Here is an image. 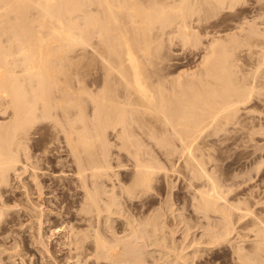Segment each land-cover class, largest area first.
I'll return each instance as SVG.
<instances>
[{
    "label": "bare ground",
    "instance_id": "obj_1",
    "mask_svg": "<svg viewBox=\"0 0 264 264\" xmlns=\"http://www.w3.org/2000/svg\"><path fill=\"white\" fill-rule=\"evenodd\" d=\"M167 1L168 3L165 0H154L153 3L152 0L151 3L150 0V4L146 3L145 0H0V112L7 114L6 120L3 117L4 121L0 120V220L4 215L7 216L10 213L11 207L8 208V206L10 201L13 202L12 199L16 198L12 196V191L9 193L10 195H5L7 191L5 187L13 181V174L21 177L26 173L28 174L27 177H32V181H22L24 182V189H26L25 195L26 193L31 195V192L38 193L36 201H40L43 197L42 195H44L43 193L49 192L45 191L50 187L47 184L48 182L46 183L45 181L49 176V172L42 167L44 165L43 160L49 159L50 161L53 159L50 153L54 148L59 149V146L50 148L49 144L52 139H45L44 137L46 136H44L45 132L43 134V130L52 128V131H55V134H53L54 131H50L52 135H56L57 140H59L58 138L62 139L60 140L64 143L63 146L71 155L70 165L75 168L76 179L84 189V191L82 190L84 198L81 199L82 201L79 203V206L80 204L81 206L77 211L67 210L64 213H58L60 218L63 217V224H65L64 227L66 228L60 245L62 244L69 250L67 260L73 259L69 264H104V262L108 264H157L161 260V264H176L180 259L184 260L185 258L186 260V255L189 253H186L184 249L186 254L183 253L184 255H181L179 251V249L183 250V247L185 248L184 245L180 248L178 247L179 245L176 246L177 243L175 245L169 241V244L167 242L168 236H165L167 234L164 233L165 235H159V237L156 234L159 233L156 232L157 230L166 227V225L163 226L164 224L160 223L159 219L161 217L159 213L150 214L152 210L150 212L147 210L150 215L146 213L148 216H146L147 218L144 216L145 220L134 218V213H131L132 215L128 213V217L126 216L124 221L121 220L124 222L121 230H116L118 227L114 224L113 216L126 210L124 209L125 206L122 208V204H124L123 193H126L127 195L125 196H128V198L134 199L152 189L153 181L156 179V174L160 168L174 173L179 170L177 167L184 166L190 169L188 170L191 171L190 173L195 179L205 178L206 180L207 178L209 181L212 180L213 173L209 169L211 167H208L212 159V152H209L211 150L209 148L212 144L217 146L220 143L217 140V144L216 142L211 144L210 141L212 139L209 136L211 134L216 136V134L221 133L219 132L221 130L227 131L226 127L229 124H234L235 126L237 123L239 125L244 123L242 118H240L241 121L239 117L246 114L241 115L240 112L239 115L241 116L238 115L241 108L239 102L244 99L247 101L246 98L252 90V85L241 87L238 85L237 79L234 80L235 78L230 77L233 75L236 77V71L241 68L234 69V66L239 63L237 64L233 54H227L226 52L227 55L223 59L224 63L219 60L221 53L219 48L224 46L225 42H231L232 35H235L234 32H232L231 36L227 37V35V38H225H230V41H225L224 38L218 35V37H213L209 44L200 39L204 45H208L207 47L205 46L203 57V53L201 54L202 59L199 64H196L198 66L194 69L191 67L193 69L192 72L179 71L177 75L175 73L176 76H171L173 75L172 71L175 69L171 66L172 62H168L170 59L167 61L162 53V48L164 44L166 45L165 42L168 41L172 44L175 38L180 35L186 41L190 36L192 37L194 32H198L193 23L195 20L201 21L202 17L205 16L202 11L206 7H211V9L212 7H222L229 3L233 4L237 0ZM255 2L260 3L257 4L260 9L262 8L261 4L264 5V0H256ZM229 5L231 6V4ZM204 12L206 13V11ZM209 12L207 11V13ZM261 16L258 17L261 18ZM253 24L255 23L253 22ZM252 26L254 28V25ZM240 27L242 29V26ZM253 31H255L253 32L255 37L253 38L252 53L255 68L253 80L251 81H253V93L259 98V96L264 95V90L262 91L264 89V30H261L259 26H255ZM213 33L210 32V34ZM196 35L199 36V34ZM196 35L194 34L195 37ZM164 50L166 51V49ZM172 50L173 48L169 51ZM169 54L171 53L169 52ZM160 57L166 61L163 59L164 62L159 60ZM168 57L170 56L168 55L166 58ZM237 59L239 60V58ZM227 63H229L228 69H226ZM219 67L222 68L221 72ZM224 69L229 71L227 75H225L226 71L224 72ZM247 75L243 76L246 77ZM224 76L230 78L224 81L222 79ZM233 85L236 86L233 87ZM261 100L264 102V99ZM244 102L242 103L244 104ZM256 103L258 102L256 101ZM255 105V107L253 106L254 112L258 111L261 113V109L257 104ZM249 110L246 113L249 114ZM256 117L258 118L259 116L256 115ZM245 118L244 116V120H247ZM257 118L256 121L259 120ZM256 121L253 120L255 124ZM262 122L264 123V121ZM249 124L250 122L247 125L249 126ZM243 125H240V127ZM256 126L262 127L259 123ZM258 128L254 127L255 130ZM237 129L235 130L237 131ZM224 134L227 135V132ZM222 136H219V138ZM208 137L211 139L210 141ZM212 137L215 141L218 139V137ZM257 138L258 136L255 139ZM256 141L258 142V140ZM221 144L223 145V143ZM156 145L161 150V157L159 158L160 154L158 156L154 154L159 151V149L155 151ZM259 146H262L261 143ZM261 148L263 149V147ZM40 149L44 152V155L37 153V150L39 151ZM47 151L49 154L46 153ZM262 151L264 149L260 150V153ZM162 157H164L167 166L161 161L162 165L157 163L160 158L163 159ZM215 164L213 163L212 165ZM118 167H131V170H129L131 173L130 177L127 173L130 178L129 181H124L122 178L124 176L121 177L122 179L119 178L121 172ZM21 169L23 172L20 171ZM63 173L65 172L63 171ZM223 175L222 177L224 178ZM50 176L52 177L53 175L50 173ZM214 178L216 177L214 176ZM117 179L120 182H118L119 184ZM52 180L53 178L51 182ZM108 180L112 181L110 182L111 186L107 184ZM216 181L208 182L212 184L214 192L205 189L201 191L200 195H198L199 193L196 194L199 196L197 208H201L205 212H202L204 215L210 210L216 211L224 207V204L220 203L219 198L223 197L225 191L222 190L224 192L223 195L219 194L220 191ZM205 185L208 184L205 182ZM219 188L222 189L221 186ZM31 197L30 199L32 200ZM241 199L243 198L241 197ZM226 201L227 199H225ZM57 203L60 205V202L57 201ZM168 204H170V201ZM232 206H230L232 209L236 208ZM17 209L21 208L18 207ZM232 209H230L231 214ZM45 213L42 209L38 215L37 224V226L39 225V228L37 227L39 232L37 240L44 244L48 242L44 240L45 235L42 231ZM53 213L55 214L56 212L54 211ZM137 215L140 214L138 213ZM20 216L21 218L27 216V218L25 217L26 219H33L35 215L25 210L19 214ZM144 217L142 216L141 218L144 219ZM225 217L227 218V216ZM14 219L13 214L8 221L11 222ZM260 222L256 218L253 224L257 227L255 229L256 236L260 237L258 240L259 245H256L258 250L264 248V229L260 227L264 222L262 220L263 223L261 222V225ZM220 223L218 219L212 224L216 227ZM218 230L214 229V234L216 232L218 234ZM2 231L4 230L2 229ZM60 231L61 229L57 228L54 233L59 234ZM174 231L172 233H176ZM169 232L167 231L166 233ZM4 233L6 232L4 231ZM214 239L216 238L214 237ZM15 241L18 244L20 239L17 240L15 238ZM172 242L175 243V240H172ZM141 243L145 244L143 247L164 243L166 248L176 252V256L174 255L175 257L172 258L171 253L173 254L174 252L171 251L157 256L155 254L157 250L155 249L152 251L154 259L149 260L147 257L144 258L147 253L143 255L144 257L137 254L138 251H143L141 249L137 250L142 247ZM26 245L28 246V243ZM11 248L13 249V247ZM158 250L161 252V248ZM49 251H46V253ZM253 251L256 253L255 250ZM41 254L39 252L40 259H48L45 258L47 255ZM257 254L258 256L260 255L259 252L256 253V256ZM240 255H244L251 262L250 264H253V254L252 258L246 253ZM10 256L12 257V254ZM23 258L24 255L21 259ZM258 258L260 259V257ZM0 259H5V257H0ZM255 260L257 263L258 259ZM185 263L189 264V262Z\"/></svg>",
    "mask_w": 264,
    "mask_h": 264
},
{
    "label": "rangeland",
    "instance_id": "obj_2",
    "mask_svg": "<svg viewBox=\"0 0 264 264\" xmlns=\"http://www.w3.org/2000/svg\"><path fill=\"white\" fill-rule=\"evenodd\" d=\"M237 1H235L236 3L233 2V4L232 3H229V4H231V6L229 4H227L226 6H222V7H216V8L215 7H212V9H211V7H206L205 6L207 10L206 9L204 10V8H203V10L206 11V13H207V11L209 12V10L211 9L210 12L206 14L204 11H202L203 14H205L206 17L203 15L204 17H202V19H201L200 22L197 21V20H195L194 23H193V24H195L194 27H196L197 30H198V32L196 31V32H194V34L195 35L196 34H199V36L196 35V37H195L194 34H192V37L190 36L188 38V40L186 39V41H184L185 39L180 35V36H177L175 38V41H174L175 43L172 42V44H171V43H169L167 41L165 43L168 46H166L164 44V46L162 48L163 49L162 50V53L164 54L163 57L165 56V59L167 61L170 59L171 61L169 60L168 62H170V63L172 62V64H173V65L171 64V66L175 70L172 71V74L173 75H171V76H174L175 73L177 75L179 73V71L185 72V70H186V71L192 72V70L198 66L196 64H199V61L202 59L201 58V54L203 53L202 54V57H203V55L205 53V48L210 43V41H211V39L213 37H215V36L218 35V36H221V38H224L225 39V38L231 36L233 34L232 32L235 33V35H232V37H231V42L232 43L227 41V40L230 41V38L225 39V41H227V42H225V45L224 46H221L219 48V52H221L220 53L219 60H222L223 63H224V60H223V59H225L224 57L227 54H229V53L230 54H233V57H235L236 60H237V64L238 63L240 64V65L238 64L237 66H234L235 68L234 67L233 68L236 69V70L239 69V67H241V68L243 67V68L242 69L240 68L241 70L239 69L238 71L235 70L237 72L236 73L237 74L236 77H234L235 75L230 76V77L235 78L234 80L237 79L236 81H237V83L239 82L238 85L241 86V87L244 86V85H247V86H251L252 85L251 86V89L252 90H251V92L249 94L250 96L248 95L247 98H246L247 101L244 99L241 102H239V105L241 104L240 105L241 108L239 106V108H240L239 110L240 111H239L238 115L240 114V112H241V115L242 114H246L244 116L247 118L248 121L247 120H244V116L239 117V119L242 118L243 121L241 119L240 120L242 122H244L243 123L244 125L243 124H240V125H243V126L240 127L239 123H237L235 126H234V124L233 125L229 124L230 126L227 125V127H226V130L227 131H225V130L222 131L221 130V131H219L221 133L216 134V136H215V134H213V135L211 134L209 137H211L212 140L208 137L209 141L211 140L210 141L211 144L213 142H214V144H215V142L217 144V140H218V143H220V144H217V146L212 144V146L209 148V149H211L209 152L210 153L212 152L211 153V158L212 159L214 158L213 160L211 159V162H210L211 164H208V167H211L209 169H211L212 170V173H213V179L210 180V181L215 182L217 179H219V180L216 181V183H218V190L220 191L219 194L220 195H223L224 194L223 191H225L226 196L224 194L223 197L225 199H227V201H226L227 203L225 202V199L223 197H221V199L219 198L220 203L222 205L224 204L223 205L224 207H222V209L216 210L217 212L216 211H213V210H210V211H208L204 215L205 212L201 208H197V205L199 203V201H198L199 200V196H197L196 194L199 193L198 195H200L201 191L202 190H205V189L206 190H211L212 192H214V190H212V184H209V183H212V182H210L207 178H206V180H205V178H202V179H197L196 178L195 179V177H192V174L190 173L191 171H189L190 169L187 168V167H184V166L177 167V169L179 168V170L175 171L174 173L173 172L172 173L171 172H168L164 168H160L159 171L156 174V176H157L156 179L153 181L154 184L152 186V189H150L149 192L144 193V194H142V195H140V196H138L137 198H134V199L133 198L131 199V197L128 198V196H125L127 194L126 193H123V195H122L123 198L122 199H123L125 205L122 204L123 207H122V205H121V207L124 208V206H125V208H124V209H126V210H124L125 214H124L123 211H121L123 213L119 212L118 213L119 215L116 213L115 214L116 217L113 216L114 224L116 225V227H118V228L115 227L116 230H118V229L121 230L122 224L124 223L121 220L124 221L125 218H126V216L128 217V213L129 214L134 213L133 214V217L134 218H140L142 220H145L147 218L146 216H148L150 214H153V213H156V212L159 213L160 214V217H161L159 219V221H160V223L162 225L164 224L163 226L166 225V227H163L162 225L159 224L161 227H163V229L161 228V229H159L160 231L159 230L156 231V232H159V233H156V232L155 233L158 235V237H159V235L160 236H163L164 233L167 234V235L164 234L165 236H168L169 237V238L167 237V242L170 241L171 244H175V245L177 243L176 246L179 245L178 247H180V248H182L183 247L182 245H184L185 248L183 247V250L179 249L181 255L183 253L184 254L189 253V254L186 255L187 256L186 257V260H189V261H186L185 258H184V260L183 259H180V261L178 262L179 264H180V262H181V264H184L185 262H189V264H202V263L203 264H213V263L214 264H250L251 262L248 259H246L244 257V255H240L242 253L248 254L251 258L254 255L255 257L253 256V259H252L253 260V264L254 263L255 264H261V263L263 264L264 263V248L259 249L261 251L258 250V247L257 246L259 245L258 240H259L260 237L258 238V236H256V232H255L256 230L255 229L257 227L255 225H253L256 218L258 220H260L261 222H262V220L264 222V164H262V163H264V161H263L264 160V151H262L260 153V150H263L264 149V146H263L264 145V142H263L264 141V138H263L264 137V129H263L264 128L263 127L264 123L262 122V121H264V112H263L264 109L262 110V108H264V102H263V100H261V99H264V98H262V97H264V95L259 94V95H261V96H259V98L260 97L261 98L260 99L257 98V95L255 93H253V81H251V80H253L254 68H255V65H254V57H253V53H252L253 52V38L255 37V33H253L255 31H253V29L255 30V26H259V28L261 30H264V23H263L264 22L263 21L264 20V11H263L264 10V8H263L264 5L261 4V6H262V8H261L262 10H261L260 8H258L260 6L257 5V4H260V3L259 2H255L256 0H239L238 2ZM145 2L146 3H150V0L149 1L148 0H145ZM165 2L168 3L167 0H165ZM151 3H152V0H151ZM153 3H154V0H153ZM208 8H210V9H208ZM217 8H219V9H217ZM214 9H216L217 11L216 10L213 11ZM258 16L259 17L261 16V18H259ZM256 19H258V20H256ZM253 22L255 24H253ZM240 24H242V25H240ZM250 25L251 26L254 25V28H253V26L251 27ZM260 25H261V27H260ZM240 26H242V29H241ZM220 28H221V30H220ZM208 29H209V31L211 30L210 31L211 33H213V32L214 33L213 34H210V32L208 31ZM181 38H182V40H181ZM233 38H234V40L236 39L235 40L236 42L233 40ZM192 39H195V40H192ZM200 39L203 42H206L208 44L207 45H204L203 42ZM197 41H198V43H197ZM199 41H201V42H199ZM188 42H189V44H188ZM185 43H187V44H185ZM167 47H170V48H167ZM223 47H224V49H223ZM172 48H173V50L172 51H169ZM164 49H166V51ZM167 49H169V50H167ZM220 50H222V51H220ZM163 51H165V52H163ZM169 52L171 54H169ZM226 52H227V54H226ZM165 54H167V55H165ZM168 55L170 57H172V58H170V57L166 58ZM222 56H223V58H222ZM237 58H239V60ZM162 59L164 60V58H162V57L159 58V60L163 61ZM166 60H164V61H166ZM228 64L229 63H227L226 67L228 66ZM226 69H228V67ZM219 70L221 72L222 71V68L219 67ZM242 70H244V72H242ZM223 71L224 72L226 71L225 72L226 73L225 75H227L228 74L227 72H229L228 70H225V69ZM243 75H247V76L245 77ZM230 77L224 76L222 79L224 81H227ZM241 77H243V78H241ZM222 79H220V80L223 81ZM235 86L236 85H233V87H235ZM263 90L264 89H262V91ZM254 98L257 99V100H255ZM258 99H259V101H258ZM243 101H245L244 104L242 103ZM256 101L258 103H256ZM254 103L257 104L258 107L261 109V113H259L258 111H256L257 113L254 112L255 111L254 110V107L256 106ZM244 105H245V108L246 107H249L250 110H249V108H246L247 109L246 110L244 108ZM242 107L244 108V110H243ZM248 110L250 111V113H249L250 114V117H249V114L246 113V111L248 112ZM251 110H253V111L251 112ZM243 112H245V113H243ZM259 114L261 115L262 118L260 117ZM3 115H5V116H3ZM241 115H239V116H241ZM256 115L259 116V117L257 118ZM0 116H1L0 120L1 121H4V120H6L5 117L7 116V114H4V113L0 112ZM254 116H255V118H254ZM2 117L4 118V120H3ZM256 118L259 119V120L256 121ZM261 119H263V120L260 122ZM253 120L256 121V124L257 125L259 123V125H261L262 127L258 126L259 127L258 128L256 126L255 122H253ZM246 122H248V123L250 122L249 126L247 125L248 123H246ZM248 127H250V128L252 127L251 130ZM254 127L260 129L261 131L258 130V129L255 130ZM239 128H241V129L239 130ZM228 129H230V130H228ZM235 129H237V131ZM243 130H244V132H243ZM262 130H263V132H262ZM50 131H52V128H50V129L48 128V129H44L43 130V134L45 132L44 136H46L44 138L45 139L46 138H48V139L51 138L52 139V140H50L52 142L49 144L50 145V148L55 147V146H59V149L54 148L52 150V152L50 153V155L53 156V159H51L50 161H49V159L48 160L46 159L47 161L46 160H43V162H44L43 164L44 165H42V167L44 168L45 171L47 170V172H49V176L46 178L45 181H46V183L48 182L47 184L50 187V188L47 187L48 189L45 190V191H49V192L43 193L44 195H42L43 197L40 199V201L39 200L36 201L37 200L36 198H37L38 193H35V192L32 193L31 192V195L30 194H27V193L25 195L24 192H25L26 189H24L23 184H24L25 181L26 182H29L32 179L31 176H28L27 177L28 174H26V173H24L21 176L23 179L20 176H17L15 174H13L14 175V177L12 176L13 177V181L11 179L12 182H10V184L5 187V189L7 190L6 191L7 194L5 192V195H8L12 191L11 192L12 196L13 197H16L17 199L16 198H15L16 200L15 199H12L13 202L10 201V205L8 206V208L11 207L10 210H9V212H10L9 214L11 216H13V214H14V218H15L13 220L14 222L11 221L12 222L11 223V222L8 221L9 218L11 219V216L9 214L7 216L4 215V217L0 220V223L2 222L0 224V232H1L0 233L1 234L0 235V243L2 242L1 243L2 245L0 244V249H1L0 250V257L1 258H4L5 257V259H0V264H4V263L5 264H42L43 262H45L46 264H58V263L59 264H67V263L69 264V263H71L70 261H73V259L72 260H70V259L67 260L68 254H69V250L67 248H65L62 244L60 245V242L63 239V236H64V233H65L66 228L64 227L65 224H63V217L60 218V215L58 213H60V212L61 213L62 212L64 213V212H67V210H70L72 212L77 211L78 208L81 206V204L79 206V203H81L80 201H82L81 199L84 198L83 197L84 196V192H83L84 189L79 185V182L76 179V173H75L76 171L74 170L75 168L70 165L71 164V161H69L70 158H71L70 157L71 155H69V152L63 146L64 143L61 141L62 139L61 138H58L59 140H57L56 139L57 138L56 135L55 136L52 135V132L54 130L52 132H50ZM253 131H255L256 133L253 132ZM226 132H227V135L224 134ZM258 132H259V134H257ZM250 133H252V134H250ZM262 133H263V135H262ZM53 134H55V131L53 132ZM222 134H223V136H222ZM112 135H110V137L113 138ZM218 135L219 136H222V137L219 138ZM251 135H253V136H251ZM212 136H214L215 138L218 137V139H216V141H215V139H213ZM248 136L249 137L251 136V137L249 138ZM256 136H258L259 139L258 138L255 139ZM259 136H261V137H259ZM252 137H254V138H252ZM223 138H224V140H223ZM260 138H262V139H260ZM256 140H258V142H260L262 146H259L260 143H258ZM254 141H256L257 144H256V142L254 143ZM221 143H223V145ZM219 146H221V147H219ZM254 146L257 148V150H256V148ZM157 147L158 146L156 145L155 151L157 149H159ZM261 147H263V149ZM258 149H260V150L258 151ZM41 151H42L41 149L39 151L37 150V153L44 155V152L43 151L41 152ZM46 153L49 154L48 151ZM221 153H223V154H221ZM154 154L156 156H158V154H160V156H158V158L161 157V150L159 149V151L157 153H154ZM212 155H213V157H212ZM262 157H263V159H262ZM162 158L164 159V157H162ZM163 159L160 158V160H158L157 163L158 164L160 163L161 165L163 163H165L164 165H166L167 163L165 162V159L164 160ZM59 160H60V162H59ZM160 161L163 162V163H161ZM129 163H131V162H129ZM213 163L214 164L216 163V164L215 165H212ZM128 167H118V170L121 172V175L119 176V178H121L122 176H124V177H122L124 179V181H129V179H130L129 177H130V174L131 173H130L129 170H131V167L130 168H128ZM20 171H22V169ZM63 171L65 173H63ZM181 172H183V173H181ZM50 173H51V175H53L52 177L50 176ZM53 173L55 174V176H54ZM127 173L129 174V177H128V174ZM56 174H58V175H56ZM177 174H178V176H177ZM222 174H224L223 175L224 178L222 177ZM219 175H221V176H219ZM126 176H127V178H126ZM184 176H185V178H184ZM214 176L216 178H214ZM178 177H179V179H177ZM28 178H30V179H28ZM52 178H53V180L51 182V179ZM47 179H48V181H47ZM74 179H76L75 180L76 182L74 181ZM192 179H193V181H192ZM22 180H24V182ZM220 181L221 182L223 181V182L221 183ZM233 181H235V182H233ZM63 182L64 183L66 182V183L64 184ZM110 182H112V181L111 180H108L107 181V184H110V186H111V183ZM118 182H119V180L117 181V183ZM205 182L208 185H205ZM12 183H13L14 186L12 185ZM76 183H78V184H76ZM61 184H62V186H61ZM222 184H224V185H222ZM197 185H198V187H196ZM63 186H64V188H63ZM207 186H210V187H207ZM220 186L222 187V189L219 188ZM168 187H170V188H168ZM192 187H194V188H192ZM118 189H120V188L118 187ZM8 190H10V191H8ZM50 194H51V196H50ZM30 197L32 198V200L30 199ZM124 197H125V199H124ZM241 197L243 199H241ZM18 198H19V200H18ZM239 199H241V200H239ZM61 200H62V202H61ZM167 200H168V202H167ZM228 200H230L229 201V204L230 205L228 204ZM16 201H17V203H16ZM57 201L60 202V205L57 203ZM169 201H170V204H168ZM194 201H196V202H194ZM31 202H33V203H31ZM226 204H227L228 207L226 206ZM232 204L236 208H233L232 209L230 207V206H232ZM126 206H128V207H126ZM18 207H20L21 209L18 210L17 209ZM75 207H77V208H75ZM229 207H230V209L233 210L232 211L233 216H231L232 214L230 213L231 210L229 209ZM226 208H227L228 211L226 210ZM11 209H14V210H11ZM42 209H43L44 212H46L45 215H44L45 218L43 216V219H45V221L42 224V231L44 232L43 234L45 235L44 236V240L48 241V242H46V244L41 243V242H39L37 240L39 238L38 237L39 236V232L37 230L39 228V225L37 226V224H38V215L40 214V212H41ZM166 209H168V210H166ZM25 210H28L29 212H32V214L35 215L33 217V219H30V218L26 219L27 216H24V217H22L24 219L23 220L21 218V216L19 217V214L20 213H23V211H25ZM130 210H132V211H130ZM147 210L149 212L151 210L152 211L149 214V212ZM54 211L56 213L55 214L53 213L54 214L53 215L52 212H54ZM202 212H204V213H202ZM138 213L140 215H137L138 216L137 217L136 214H138ZM146 213H148V215H146ZM218 213H220V214H218ZM131 215H129V216H131ZM211 215H212V217H211ZM142 216L143 217L145 216L146 218L144 217V219H143V218H141ZM225 216H227V218ZM121 218H123V219H121ZM208 218H210V219H208ZM213 218H214V220H213ZM217 218L220 220L221 223L218 224V226L215 227L212 223L216 222V220H218ZM161 219H162V221H161ZM6 220L8 221V223H7ZM15 220H16V223H15ZM25 220H27V221H25ZM165 220H166V222H165ZM226 220H228V221H226ZM232 220H233V222H232ZM17 221L19 223H21V224H19ZM204 222H205L204 225L206 227L203 225ZM210 222H212V223H210ZM261 222H260V225L263 223V222L262 223ZM14 223H15V225H14ZM217 223H218V221H217ZM167 224H168V226H167ZM262 225L260 227L261 228L263 227L262 229H264V223ZM119 226H120V228H119ZM222 226H223V229H222ZM2 227H4V228H2ZM173 227H174V229H173ZM207 227H209V228H207ZM57 228L58 229L59 228L61 229L60 233H62V234H60V233L59 234L58 233L57 234L54 233ZM2 229L6 233H4V231H2ZM178 229H180L182 232L180 230H178ZM214 229H217V230L219 229L218 230V234H217V232L214 234V232H215ZM6 230H8V231H6ZM173 230H175L174 232H176V233L178 232V233L177 234L176 233H172ZM167 231L168 232L171 231V232L166 233ZM206 232H207V234H205ZM3 233L5 234L6 237L4 236ZM31 234H33V235H31ZM34 234H35V236H34ZM120 235H122V233H120ZM32 236H34V237H32ZM222 236H223V238H222ZM4 237H5V239H4ZM214 237L216 239H214ZM15 238L17 240L20 239L21 242L19 241L20 243L18 242V244H17L16 241H15ZM26 238H28V239H26ZM168 239L175 240V243L172 242V240H168ZM226 239H227L228 242L226 241ZM176 240H177V242H176ZM28 241H30V242H28ZM33 241H34L35 244L33 243ZM199 241H200L201 244L199 243ZM57 242H58V244H57ZM170 242H169V244H170ZM13 243H14V245H13ZM27 243H28V246L26 245ZM30 243H33V244H30ZM190 243H191V246H190ZM19 244H21V245H19ZM162 244L161 245H159V244H155V245L152 244V245H146V247H143L145 244L141 243L140 245H142V247H139L138 246L139 249H137V248L136 249L137 250H140L141 249L143 251H138L137 254L143 256V255H145L147 253V255H145V257L144 256L143 257L144 258L147 257V259L153 260L154 258H153V255H152V251H154L156 249L157 251H155V254L157 256H159L160 254H162L164 252H168V251L174 252L173 254L171 252H169V253H171L172 258L176 256V254H175L176 252L174 250H170V248L168 249V248H166L164 246V243H162ZM253 244H255V245H253ZM157 245H159V246H157ZM10 246L13 247L14 250ZM160 248H161V252H160V250H158ZM7 249H9L10 251L7 250ZM184 249H185V252L186 253L184 252ZM253 250H255L256 253L259 252L260 255L258 256V254H257V256H256V253H254ZM38 251L40 252V254L42 253L41 255H44V256L47 255L45 258H48V259H40L39 252ZM46 251H49L51 254L49 252L46 253ZM233 251H234V254L235 255L233 254ZM10 253L12 254V257L10 256L11 255ZM21 253H22V255L20 256ZM149 253H150V255H149ZM23 255H24V258L21 259L23 257ZM66 255H67V257H66ZM48 256H50V257H48ZM6 257H8V258H6ZM258 257H260V259ZM92 259H96V258H92ZM100 259H103V258H100ZM190 259H191V262H190ZM255 259H258L257 260V263L255 262L256 261ZM161 262H162V260L161 261H158L157 264H159V263L161 264ZM182 262H184V263H182ZM259 262H261V263H259ZM178 263H176V264H178ZM104 264H108V263L107 262H104Z\"/></svg>",
    "mask_w": 264,
    "mask_h": 264
}]
</instances>
